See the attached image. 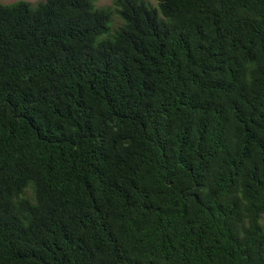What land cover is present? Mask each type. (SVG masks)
<instances>
[{"label":"trees","instance_id":"obj_1","mask_svg":"<svg viewBox=\"0 0 264 264\" xmlns=\"http://www.w3.org/2000/svg\"><path fill=\"white\" fill-rule=\"evenodd\" d=\"M263 216L264 0L0 2V264H264Z\"/></svg>","mask_w":264,"mask_h":264},{"label":"rangeland","instance_id":"obj_2","mask_svg":"<svg viewBox=\"0 0 264 264\" xmlns=\"http://www.w3.org/2000/svg\"><path fill=\"white\" fill-rule=\"evenodd\" d=\"M17 1H19V0H0L1 3H5V4L14 3ZM27 1L37 3V2L42 1V0H27ZM147 1L150 2L154 6H158V3H159V0H147ZM95 3L97 6H112L113 0H95ZM121 23H122V20L120 19V17L118 15L114 14L112 21H111V27L116 28ZM263 222H264V216H263Z\"/></svg>","mask_w":264,"mask_h":264}]
</instances>
